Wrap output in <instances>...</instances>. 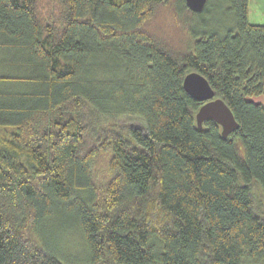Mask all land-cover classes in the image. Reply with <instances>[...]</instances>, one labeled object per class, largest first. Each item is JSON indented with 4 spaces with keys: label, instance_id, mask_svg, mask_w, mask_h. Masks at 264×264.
I'll list each match as a JSON object with an SVG mask.
<instances>
[{
    "label": "trees",
    "instance_id": "obj_1",
    "mask_svg": "<svg viewBox=\"0 0 264 264\" xmlns=\"http://www.w3.org/2000/svg\"><path fill=\"white\" fill-rule=\"evenodd\" d=\"M214 1L223 35L191 29L185 0H0V264H65L38 238L56 211L82 264L264 259V24L249 0L199 14ZM190 71L231 109L227 137L197 126Z\"/></svg>",
    "mask_w": 264,
    "mask_h": 264
},
{
    "label": "rangeland",
    "instance_id": "obj_2",
    "mask_svg": "<svg viewBox=\"0 0 264 264\" xmlns=\"http://www.w3.org/2000/svg\"><path fill=\"white\" fill-rule=\"evenodd\" d=\"M42 4V3H41ZM249 20L253 23L264 24V0H249ZM159 25L163 18L158 17ZM169 17L162 22L163 26L169 25ZM190 28L196 31L204 30L206 33H217L223 35L233 28V14L225 10V6L219 5L215 1L207 12H196L195 17L190 21ZM256 101L264 102V95L255 97ZM128 120L125 119L124 122ZM108 155L103 152L97 161L92 165L93 174L97 181L101 182L107 177ZM73 217L66 215L62 211H56L51 217L42 222L41 233L38 235L40 242H44L56 253L65 264H82L87 261L89 250L76 230L66 225ZM68 226V227H67ZM240 264H264V259L253 261L248 256H243Z\"/></svg>",
    "mask_w": 264,
    "mask_h": 264
},
{
    "label": "water",
    "instance_id": "obj_3",
    "mask_svg": "<svg viewBox=\"0 0 264 264\" xmlns=\"http://www.w3.org/2000/svg\"><path fill=\"white\" fill-rule=\"evenodd\" d=\"M207 0H185L187 7L193 12L201 11ZM184 90L197 101L203 102L195 113L198 127L207 119L214 120L219 126L222 137H227L238 128L231 109L220 97H216L206 77L197 71H190L183 77Z\"/></svg>",
    "mask_w": 264,
    "mask_h": 264
}]
</instances>
